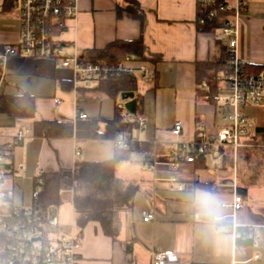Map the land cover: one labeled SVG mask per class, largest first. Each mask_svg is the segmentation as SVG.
Returning <instances> with one entry per match:
<instances>
[{
    "label": "crops",
    "instance_id": "crops-1",
    "mask_svg": "<svg viewBox=\"0 0 264 264\" xmlns=\"http://www.w3.org/2000/svg\"><path fill=\"white\" fill-rule=\"evenodd\" d=\"M135 1L141 8L140 21L125 11L124 0H79L75 17L67 21L60 34L68 55L102 50L116 41L139 40L144 62L131 59L125 65L131 69L140 63L148 66L146 74L138 72L140 82L148 87L147 94L138 93L137 72L130 75L136 80V93L142 96L141 105L135 107L131 119L143 118L145 123L141 128L137 124L129 137L133 142L145 144V149L130 153L114 169L117 179L137 186L131 209L118 213L116 239L104 235L97 222H88L79 229L70 192H63L62 203L69 210V223L80 233L78 264H151L153 251L176 253L177 261L169 264H264V201L257 200L251 191L254 186L248 185L255 179L264 185V174L254 173L249 180L245 172H234L225 160L214 161L209 154L191 164L181 162L175 170L167 165L169 154L179 145L194 140L200 129L213 134L226 125L219 107L208 102L210 89L202 87L207 83H197L202 67L226 63L228 38L221 30L225 22L237 23L238 58L254 71L264 70V0H245L239 11L235 0H221L231 9L218 12L214 28L208 32L197 30L196 0ZM13 9L8 0H0V15ZM117 9H121L119 16ZM8 28V35L0 40V53L17 43L19 19L18 24ZM1 72V96H30L34 102L31 118L0 112V146L21 135L5 159L3 187L7 197L0 198L3 216L15 207L32 209V199L30 207H25L22 197L15 200L13 196L16 191L28 190L32 195L39 174L71 171L77 161L111 159L115 152L113 139L91 138L90 124L98 119L112 120L119 104L126 107V99L120 95L115 102L96 93L79 95L72 85V72L61 67L59 61L10 56ZM221 73L216 74V81ZM126 112L129 113L127 109L120 113L124 116ZM79 114H85L86 118H79ZM58 118L73 122L71 138L45 139L32 133L34 122ZM176 122L182 129L175 137L171 131ZM98 130L104 133L105 123L99 122ZM75 151L80 153L79 157H75ZM151 158L156 162L154 170L145 167L146 160ZM173 175L179 178L181 191L169 181ZM193 188L220 194L230 219L239 228H253L252 233L258 236L257 245H253L252 239L238 240L223 253L208 246L187 208L185 193ZM235 194L243 196L244 208L233 215L230 205ZM145 213L152 215L151 221H143ZM61 222L68 224L66 219ZM1 244L4 240L0 234Z\"/></svg>",
    "mask_w": 264,
    "mask_h": 264
},
{
    "label": "built area",
    "instance_id": "built-area-1",
    "mask_svg": "<svg viewBox=\"0 0 264 264\" xmlns=\"http://www.w3.org/2000/svg\"><path fill=\"white\" fill-rule=\"evenodd\" d=\"M10 6L18 11L20 22L19 37L16 44L5 47L0 53V68L5 60L12 57L41 58L59 61L61 67L72 72L74 88L90 89L108 79L121 74H146L148 66L140 63L137 68L131 69L125 64L131 62L130 57L124 60L109 63L94 61L83 55L65 53L60 40V34L66 28L67 21L73 19L77 13L79 0H8ZM236 11L245 6V0H235ZM226 4H217L216 0H196L197 23L213 22L220 11H229ZM237 23L227 21L223 24L222 34L228 38L226 71L217 76L218 92L212 96L226 122L215 133L208 134L203 129L195 135L191 142L176 147L168 156L167 165L175 170L181 163H194L197 158L210 155L214 161H223L226 156L232 157L237 150L245 146L253 128L244 114L248 105L264 107V72L250 74L244 63L237 56ZM3 82V73H0V86ZM208 89L206 85L202 86ZM210 98V97H208ZM118 109L125 111L123 105ZM125 118H131L125 113ZM79 118H86L79 114ZM141 128L145 121L137 118ZM181 124L176 122L171 131L173 136L181 133ZM21 140V135L0 146V198L7 197L3 187L6 175L5 159L11 150ZM115 149H127L134 142L126 137L113 139ZM230 153V155H229ZM75 157L80 153L75 151ZM156 162L153 158L146 160L145 167L154 170ZM181 191L179 178L176 175L169 179ZM40 174L35 178L32 199L37 200L41 186ZM233 215L244 208V200L235 194L231 203ZM232 215V216H233ZM151 214H144L143 221L152 220ZM253 228L245 226L236 228L235 241L252 239L257 245L258 236L252 233ZM0 234L4 240L3 257L0 264H78L80 237L77 230L71 225L69 228L61 226L54 216H48L44 211L15 207L8 214L0 216ZM178 259L173 251H153L151 264H169Z\"/></svg>",
    "mask_w": 264,
    "mask_h": 264
},
{
    "label": "trees",
    "instance_id": "trees-1",
    "mask_svg": "<svg viewBox=\"0 0 264 264\" xmlns=\"http://www.w3.org/2000/svg\"><path fill=\"white\" fill-rule=\"evenodd\" d=\"M125 11L135 20H141V8L135 0H124ZM222 4L221 0H216ZM121 9H117L119 16ZM214 28L213 22L197 23L199 32H208ZM83 56L94 61L115 63L130 57L133 61L144 62L142 56V44L137 41H116L102 50H87ZM245 69L250 74H259L263 71H254L247 65ZM203 72L197 78V83L205 82L210 89L208 102L212 103V96L218 92V82L215 80L218 72L226 71L225 63L217 66L205 65ZM199 71V70H198ZM136 80L130 74H121L118 77L108 79L91 89L78 87L79 95L99 94L114 99L118 102L121 93L133 92L131 99H126L125 110L131 115L135 114V107L141 105L142 96L136 93ZM0 112L11 113L14 117L31 118L34 115V102L27 96H1ZM121 110L116 108V114L112 120H94L90 124L91 138H110L119 136L129 137L131 131L137 128L136 119L125 118ZM132 117V116H131ZM99 122L106 125V131L100 133ZM32 133L41 138H71L73 136V122L58 118L51 121H40L32 124ZM261 139L264 142V126L254 128L249 139ZM145 149V144L134 142L127 149H115L111 159L100 162L77 161L73 170L41 173L40 194L37 200H33L32 209L46 212L49 207H59L62 204L63 192H70L71 204L76 216V224L82 229L88 222H97L101 226L103 234L115 240L118 235V213L121 210H130L133 198L137 192V186L133 183H125L117 179L114 169L117 163L123 161L135 151ZM264 154V150H263ZM200 160V158L196 159ZM203 160V159H202ZM226 164L229 158L225 157ZM261 161L264 162V155ZM199 166V165H198ZM80 237V233H79Z\"/></svg>",
    "mask_w": 264,
    "mask_h": 264
},
{
    "label": "rangeland",
    "instance_id": "rangeland-1",
    "mask_svg": "<svg viewBox=\"0 0 264 264\" xmlns=\"http://www.w3.org/2000/svg\"><path fill=\"white\" fill-rule=\"evenodd\" d=\"M17 16V9H13L11 13L0 15V40L8 35V31H10L8 30V26H11V24L13 23L18 24ZM136 76L139 79L138 93H140L141 95L147 94L148 87H146V85L144 86V84L140 82V74L137 73ZM244 111L246 117H248V120L252 125L253 130L257 126H264L263 106L248 105L244 108ZM253 130L252 132H250V136H252ZM263 150L264 142H262L261 139H249L247 142H245V146L237 150L236 154H234V160H232V157L229 156L230 169L237 173L241 171L240 173L244 174L245 172L249 175H247L248 177L246 176L247 178H249V180L252 179V175L254 173L264 174V162L261 161L262 156L264 155ZM207 160H209L208 157ZM248 185L254 186L251 187V191L255 193V198L257 200L264 201V185H262L257 179H255L254 182L249 183ZM240 196L243 198L241 194ZM13 197L15 198V200H17L19 197H22L24 199V206L30 207L32 199L31 191L28 190L22 193L16 191ZM63 206H65V204L62 203L59 207H49L47 208L46 213L48 216L56 217L61 226L67 227L71 225L69 223L70 213L69 210ZM63 219H66V221L68 220V224H66V226L61 222ZM4 245L5 244H1L0 252L4 249Z\"/></svg>",
    "mask_w": 264,
    "mask_h": 264
},
{
    "label": "clouds",
    "instance_id": "clouds-1",
    "mask_svg": "<svg viewBox=\"0 0 264 264\" xmlns=\"http://www.w3.org/2000/svg\"><path fill=\"white\" fill-rule=\"evenodd\" d=\"M185 199L204 242L217 253L227 251L234 244L235 229L239 225L230 219L223 197L209 190L193 188L185 193Z\"/></svg>",
    "mask_w": 264,
    "mask_h": 264
},
{
    "label": "water",
    "instance_id": "water-1",
    "mask_svg": "<svg viewBox=\"0 0 264 264\" xmlns=\"http://www.w3.org/2000/svg\"><path fill=\"white\" fill-rule=\"evenodd\" d=\"M133 98V93L132 92H126V93H121V99H131Z\"/></svg>",
    "mask_w": 264,
    "mask_h": 264
}]
</instances>
